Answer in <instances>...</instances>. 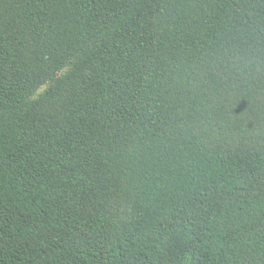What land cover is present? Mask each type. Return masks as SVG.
<instances>
[{
	"label": "trees",
	"instance_id": "16d2710c",
	"mask_svg": "<svg viewBox=\"0 0 264 264\" xmlns=\"http://www.w3.org/2000/svg\"><path fill=\"white\" fill-rule=\"evenodd\" d=\"M0 264H264V0H0Z\"/></svg>",
	"mask_w": 264,
	"mask_h": 264
},
{
	"label": "rangeland",
	"instance_id": "374dc122",
	"mask_svg": "<svg viewBox=\"0 0 264 264\" xmlns=\"http://www.w3.org/2000/svg\"><path fill=\"white\" fill-rule=\"evenodd\" d=\"M43 88H44V87H42L39 91H41ZM39 91H38V92H39Z\"/></svg>",
	"mask_w": 264,
	"mask_h": 264
}]
</instances>
